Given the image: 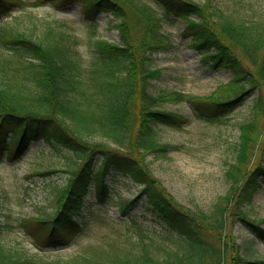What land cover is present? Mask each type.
<instances>
[{"label": "trees", "instance_id": "16d2710c", "mask_svg": "<svg viewBox=\"0 0 264 264\" xmlns=\"http://www.w3.org/2000/svg\"><path fill=\"white\" fill-rule=\"evenodd\" d=\"M152 1L156 8L140 0L30 1V7L81 5L90 31L86 60L74 34L60 30V24L56 33L39 39L0 27V163L19 161L38 141L66 149L79 160L75 168L63 171L66 183L53 197L52 213L20 221L36 249L78 246V252L68 259L49 260L0 246V264H264L243 258L241 246L226 232L228 225L241 222L264 243L262 221L251 219L246 211L264 188V131L257 126L264 114V25L237 22L210 2ZM21 6L23 0H0V19ZM104 13L120 20L116 28L121 42L96 38L97 17ZM171 16L175 22H186L193 48L213 68L229 70L230 81L218 88L225 92L221 98L216 92L209 98L151 92L152 82L162 74L152 68L154 55L167 44L162 22ZM256 90L253 120L240 126L237 163L230 165L227 175L235 182L234 192L223 203L216 202L210 215L182 208L145 163L146 155L168 149L160 144L156 127L182 128L187 123L178 114L162 111L161 105L187 103L201 118L214 122L242 106ZM208 103L211 107L205 109ZM57 172L62 171L36 174ZM115 175L138 189L120 207L123 216L145 198L141 206L164 224L171 239L155 238L133 218L121 221L127 230L123 235L107 213L96 211V206L107 204ZM98 228L111 232L83 241Z\"/></svg>", "mask_w": 264, "mask_h": 264}, {"label": "rangeland", "instance_id": "374dc122", "mask_svg": "<svg viewBox=\"0 0 264 264\" xmlns=\"http://www.w3.org/2000/svg\"><path fill=\"white\" fill-rule=\"evenodd\" d=\"M30 1L23 0L20 9H14L8 17L1 18L0 27L39 39L48 32L50 35L56 33L60 24V30L74 34L76 46L86 60L91 52L90 31L85 27L87 22L82 19L81 6L54 7L44 3L39 7H30ZM140 1L148 2L156 8L152 0ZM191 1L210 2L237 22L264 25V0ZM157 12L163 15V10L158 9ZM173 19L175 17L171 16L162 22V34L167 44L154 55L152 68L160 69L162 74L152 82L151 92L156 96L161 92H181L199 98H209L216 92L221 98L225 92L218 88L230 81L229 70L213 68L210 60H206L193 48L191 35L185 31L186 22L182 19L175 22ZM119 22L112 14L99 15L96 38L121 42L116 28ZM0 53L3 54L1 47ZM238 55L248 64L240 53ZM258 97L257 90L252 92L242 106L223 114L214 122L201 118L187 103L165 102L161 105L162 111L178 114L187 123L182 128L156 127L160 144L168 149L146 155L145 163L152 176L179 206L192 213L210 215L216 202L223 203L222 199L234 192L235 182L227 176L228 171L230 165L237 163L240 126L253 120ZM209 107L211 104L208 103L205 109ZM257 126L260 131H264V114H260L257 119ZM78 163L75 154L60 147L49 146L43 141L32 143L19 161L13 164L7 161L0 163V246L11 253L28 257L36 255L49 260L57 257L68 259L78 252V246L59 251H40L20 228V221L26 217L52 213L53 197L66 183L67 174L63 171L75 168ZM49 169L62 172L36 174ZM115 180L111 183L112 191L107 204L96 206V211L100 209L101 216L107 213L114 222L115 230L123 235L127 230L121 221L133 218L143 223L155 238L165 242L171 239L173 235L164 224L141 206L145 198L140 199L138 206L127 210L126 216H123L120 207L125 201L134 198L138 189L121 175H115ZM87 201L94 202V199L88 197ZM246 211L251 219L262 221L261 226L264 228V188L256 195L254 202L246 207ZM93 232L83 241L88 243L93 239L99 240L101 235H109L111 229L98 228ZM226 232L232 233L241 246L243 258L264 262V243L252 235L243 223L228 225ZM207 234L212 239L211 234ZM228 256H231L230 250Z\"/></svg>", "mask_w": 264, "mask_h": 264}]
</instances>
